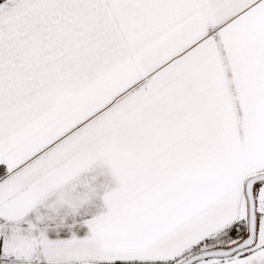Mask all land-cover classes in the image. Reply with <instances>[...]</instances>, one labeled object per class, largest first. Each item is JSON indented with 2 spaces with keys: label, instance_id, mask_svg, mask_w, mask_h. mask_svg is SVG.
<instances>
[{
  "label": "snow or ice",
  "instance_id": "snow-or-ice-1",
  "mask_svg": "<svg viewBox=\"0 0 264 264\" xmlns=\"http://www.w3.org/2000/svg\"><path fill=\"white\" fill-rule=\"evenodd\" d=\"M0 164L15 264H264V0H0ZM78 178L102 210L49 239Z\"/></svg>",
  "mask_w": 264,
  "mask_h": 264
},
{
  "label": "crops",
  "instance_id": "crops-1",
  "mask_svg": "<svg viewBox=\"0 0 264 264\" xmlns=\"http://www.w3.org/2000/svg\"><path fill=\"white\" fill-rule=\"evenodd\" d=\"M6 172V166L0 164V177L4 175ZM95 175L94 173H86L82 176V180L88 179L91 180V177ZM104 178L97 176L96 181L94 182L96 185L103 183ZM100 192L102 194L103 188H100ZM103 202L102 199L98 196L93 199L90 203L86 204L82 207L78 214H71L66 209L61 210L58 215H55L54 219H50L44 222H40L37 220L38 215H42L47 213L48 215H53V213L49 212L45 208H38L37 210H33L26 217L27 221H31L36 224L37 227L41 230L45 231V234L49 239H68L71 238L73 234H75L78 238H83L88 234V227L86 221L91 219L94 215H96L99 211L102 210ZM0 224H3L2 218H0ZM23 227H27V224L23 225ZM38 234V233H37ZM0 264H15L14 260L11 258H6L3 255V237L0 236ZM33 264H46L42 259L37 262L34 261Z\"/></svg>",
  "mask_w": 264,
  "mask_h": 264
},
{
  "label": "clouds",
  "instance_id": "clouds-1",
  "mask_svg": "<svg viewBox=\"0 0 264 264\" xmlns=\"http://www.w3.org/2000/svg\"><path fill=\"white\" fill-rule=\"evenodd\" d=\"M97 196H101L102 198L101 192H98L95 188L88 187L85 181L78 178L66 187L51 191L33 210L42 207L53 213L51 216L47 213L37 216L40 222H44L54 219L55 215H58L61 210L65 209L73 215L78 214L82 207Z\"/></svg>",
  "mask_w": 264,
  "mask_h": 264
},
{
  "label": "trees",
  "instance_id": "trees-1",
  "mask_svg": "<svg viewBox=\"0 0 264 264\" xmlns=\"http://www.w3.org/2000/svg\"><path fill=\"white\" fill-rule=\"evenodd\" d=\"M1 222V221H0ZM2 222H4V221H2Z\"/></svg>",
  "mask_w": 264,
  "mask_h": 264
}]
</instances>
